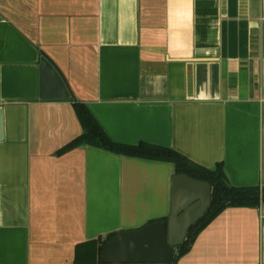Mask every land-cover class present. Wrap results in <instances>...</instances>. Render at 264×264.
<instances>
[{"label": "crops", "instance_id": "1", "mask_svg": "<svg viewBox=\"0 0 264 264\" xmlns=\"http://www.w3.org/2000/svg\"><path fill=\"white\" fill-rule=\"evenodd\" d=\"M47 56L73 98L41 100ZM116 143L170 148L264 188V0H0V264H74L87 242L171 212V163L83 145L74 104ZM257 208H228L177 264H264Z\"/></svg>", "mask_w": 264, "mask_h": 264}, {"label": "water", "instance_id": "2", "mask_svg": "<svg viewBox=\"0 0 264 264\" xmlns=\"http://www.w3.org/2000/svg\"><path fill=\"white\" fill-rule=\"evenodd\" d=\"M41 100L73 98L66 79L45 55L40 65ZM4 110L0 107V142L4 140ZM264 196V188L262 189ZM171 212L167 220L157 221L137 230L121 231L101 254L103 264H172L179 248L192 229L207 213L212 203L209 183L177 174L172 179Z\"/></svg>", "mask_w": 264, "mask_h": 264}, {"label": "trees", "instance_id": "3", "mask_svg": "<svg viewBox=\"0 0 264 264\" xmlns=\"http://www.w3.org/2000/svg\"><path fill=\"white\" fill-rule=\"evenodd\" d=\"M74 107L82 124L83 134L63 148L59 152L60 154L83 145L93 146L120 156L171 163L175 166L176 175L185 174L193 179L207 182L211 185V206L206 215L192 227L185 243L179 248L178 254L174 257L172 264H177L190 251L197 236L226 209L257 208L264 204L263 191L260 187L238 188L231 186L222 164H219L215 170H209L195 165L170 148L148 143H141L137 146L116 143L108 136L86 105L75 103ZM162 220H167V218ZM116 234L108 235L105 238L101 237L78 246L74 264H103L101 262V254L107 243Z\"/></svg>", "mask_w": 264, "mask_h": 264}, {"label": "built area", "instance_id": "4", "mask_svg": "<svg viewBox=\"0 0 264 264\" xmlns=\"http://www.w3.org/2000/svg\"><path fill=\"white\" fill-rule=\"evenodd\" d=\"M261 220L264 223V212L261 213Z\"/></svg>", "mask_w": 264, "mask_h": 264}]
</instances>
